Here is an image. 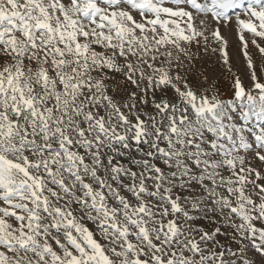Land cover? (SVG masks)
<instances>
[{
	"label": "snow or ice",
	"instance_id": "snow-or-ice-1",
	"mask_svg": "<svg viewBox=\"0 0 264 264\" xmlns=\"http://www.w3.org/2000/svg\"><path fill=\"white\" fill-rule=\"evenodd\" d=\"M0 264H264V0H0Z\"/></svg>",
	"mask_w": 264,
	"mask_h": 264
},
{
	"label": "rangeland",
	"instance_id": "rangeland-1",
	"mask_svg": "<svg viewBox=\"0 0 264 264\" xmlns=\"http://www.w3.org/2000/svg\"><path fill=\"white\" fill-rule=\"evenodd\" d=\"M229 39H230V42L232 44V49L231 50L234 52L235 51V45L237 43L236 38H235L234 35H229ZM237 66L240 67L241 65L238 63Z\"/></svg>",
	"mask_w": 264,
	"mask_h": 264
}]
</instances>
